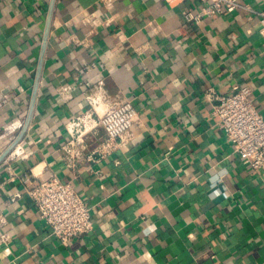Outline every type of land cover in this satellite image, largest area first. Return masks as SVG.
Returning a JSON list of instances; mask_svg holds the SVG:
<instances>
[{
    "label": "crops",
    "instance_id": "obj_1",
    "mask_svg": "<svg viewBox=\"0 0 264 264\" xmlns=\"http://www.w3.org/2000/svg\"><path fill=\"white\" fill-rule=\"evenodd\" d=\"M201 4L0 0V156L22 148L0 159V264H264V166L213 114L215 95L248 86L264 117V36L242 8L185 20ZM95 96L130 101L136 120L109 155L68 168L65 123ZM30 170L70 181L92 230L54 237Z\"/></svg>",
    "mask_w": 264,
    "mask_h": 264
},
{
    "label": "built area",
    "instance_id": "obj_2",
    "mask_svg": "<svg viewBox=\"0 0 264 264\" xmlns=\"http://www.w3.org/2000/svg\"><path fill=\"white\" fill-rule=\"evenodd\" d=\"M239 8L256 15L258 31L264 36V9L253 10L241 0H203L199 8L185 11L183 16L188 21H199L203 16L232 13ZM252 95L248 86H239L228 95H215L213 114L241 161L250 169H258L264 166V117L256 109ZM136 117L137 112L128 100L105 103L99 96L91 97L89 106L65 123L69 138L58 147L64 166L75 168L82 161L93 163L109 155L128 139ZM100 128L102 137H98ZM21 153L18 143L7 152L10 157ZM22 179L29 183L27 193L40 219L62 244L92 230L91 210L70 181L55 173L40 179L33 170Z\"/></svg>",
    "mask_w": 264,
    "mask_h": 264
},
{
    "label": "water",
    "instance_id": "obj_3",
    "mask_svg": "<svg viewBox=\"0 0 264 264\" xmlns=\"http://www.w3.org/2000/svg\"><path fill=\"white\" fill-rule=\"evenodd\" d=\"M12 146H14V145H12ZM12 146H10V147H12ZM10 147L7 149V151H5L1 156H0V159L9 151V149H10Z\"/></svg>",
    "mask_w": 264,
    "mask_h": 264
}]
</instances>
